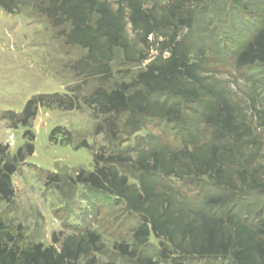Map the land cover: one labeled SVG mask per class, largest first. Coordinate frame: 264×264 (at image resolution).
I'll return each mask as SVG.
<instances>
[{"label":"rangeland","instance_id":"374dc122","mask_svg":"<svg viewBox=\"0 0 264 264\" xmlns=\"http://www.w3.org/2000/svg\"><path fill=\"white\" fill-rule=\"evenodd\" d=\"M17 1L13 14L0 8V144L8 148L9 160L28 144L34 145L35 153L18 165L12 177L15 196L10 202L0 201V222L20 248L42 245L60 253L67 243L78 252L76 264H137L132 256L134 234L142 226V218L130 213L121 199L98 194L78 180L80 173L95 170L100 156L127 160L117 169L135 186L139 174L133 165L147 152L159 150L168 159L187 147L206 156L213 145L225 147L231 152L229 156L233 155L232 164L224 171L235 180L233 188L227 186L222 191L206 177L161 178V186L173 189L172 193L159 190L166 197L162 201H171L185 223L195 218L208 197L221 195L230 199L215 213L243 214L248 222L264 217V191L252 192L241 185L243 178L264 182V81L250 69L236 66L237 55L264 25V0H245L247 13L232 9L228 0L184 3L181 13L185 17L191 13L193 24L189 27L178 22L175 43L191 53L190 64L203 78L207 92L202 90L196 103L167 98L168 105L183 110V125L146 119L133 134L122 127L124 115L100 114L94 104L89 105L91 96L99 90L110 93L121 87H129L130 93L137 90L134 84L138 76L157 57L160 44L169 42L174 28L143 43L128 24L133 48L148 59L130 62L116 49L108 71H104L86 59V49L67 43L71 24L64 20L59 26L53 24L44 11L48 0ZM107 1L128 15L127 0ZM175 1H144V8L155 5L154 15L160 18ZM169 56L170 51H166L163 58ZM55 95L66 98V106L47 100L28 127L18 123L32 98ZM211 108L217 109L211 110L215 116L233 115L240 142L232 133H221L208 124L207 109ZM186 127L194 128L195 134L192 136ZM219 135L223 139H218ZM149 247L160 264H170L162 252L163 247L172 250L168 242L151 236Z\"/></svg>","mask_w":264,"mask_h":264},{"label":"trees","instance_id":"16d2710c","mask_svg":"<svg viewBox=\"0 0 264 264\" xmlns=\"http://www.w3.org/2000/svg\"><path fill=\"white\" fill-rule=\"evenodd\" d=\"M127 1V16L122 7L115 9L107 0H48L49 5L44 11L55 26L62 24L60 22L63 20L69 22L71 30L66 34L67 43L86 49V59L95 62L104 71H108L116 49L122 50L130 62L148 59L147 55L133 48L127 35L128 24L143 43H147L150 36L158 38L163 30L174 28L169 42L160 44L157 57L138 76L134 84L137 90L134 89L132 93L129 87H121L110 93L99 90L91 96L89 105L94 104L99 113L105 116L124 115L122 127L130 130L131 134L139 131L146 119L181 126L184 123L183 110L168 105L167 98L171 96L187 103H196L202 98L201 91L207 92L202 84L203 78L194 70L195 65L190 64L191 53L185 47L179 49V43H175L178 22L189 27L193 24L191 13L187 17L181 13L187 0H177L167 10L162 9L165 15L160 18L154 15L155 5L151 9L144 8V1L155 4L157 0ZM228 1L232 9L247 13L245 0ZM0 8L13 14L18 8V1L0 0ZM166 51H170V56L164 59ZM236 66L238 69H250L264 81V25L237 55ZM142 86L143 89H140ZM164 97L166 100L160 102ZM47 100L58 102L61 106H66L67 101L59 95L32 98L18 123L28 127L36 118L38 108L44 106ZM207 110L209 125L221 133L230 132L236 141H241L231 113L215 116L211 110L216 111V108ZM185 129L190 130L192 136L195 134L194 128ZM57 131L51 133L50 139L53 140ZM218 139H223L222 135ZM210 150V155L206 156L196 150L191 152L187 147L168 159L159 150L147 152L133 165L136 174H139L135 186L130 185L128 179L118 172L117 165L127 162L121 156L97 157L93 172L78 175L80 183L90 186L98 194L121 199L130 213L142 218L143 224L134 234L135 251L132 256L137 259V264H160L149 247L151 236L169 243L172 250L163 247L162 252L170 264H193V261H200V264H264V217L248 222L242 217L243 214L236 216L223 210L215 213L219 207L226 206L230 199L221 195L208 197L195 218L185 223L173 210L171 201H162L166 197L159 190L172 193L173 189L161 186V178L188 180L206 177L213 187L222 191H226L224 187H234L235 180L224 174L225 167L232 164L233 155L229 156L231 152L219 145H213ZM34 153V145L28 144L18 149L9 160L8 148L0 144V201L10 202L14 198L12 177L18 165ZM241 185L252 192L264 191V182L259 183L255 179L248 182L243 178ZM77 260L78 252L75 253L67 243L60 253L54 247L45 248L42 245L20 248L0 222V264H76Z\"/></svg>","mask_w":264,"mask_h":264}]
</instances>
